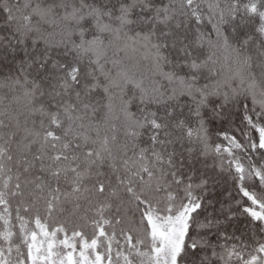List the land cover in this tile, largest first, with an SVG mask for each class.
Here are the masks:
<instances>
[{"label": "snow or ice", "instance_id": "6c2138e0", "mask_svg": "<svg viewBox=\"0 0 264 264\" xmlns=\"http://www.w3.org/2000/svg\"><path fill=\"white\" fill-rule=\"evenodd\" d=\"M0 264H264V0H0Z\"/></svg>", "mask_w": 264, "mask_h": 264}]
</instances>
